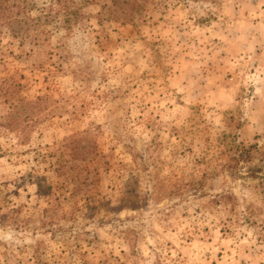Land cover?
<instances>
[{"label": "rangeland", "instance_id": "rangeland-1", "mask_svg": "<svg viewBox=\"0 0 264 264\" xmlns=\"http://www.w3.org/2000/svg\"><path fill=\"white\" fill-rule=\"evenodd\" d=\"M0 264H264V0H0Z\"/></svg>", "mask_w": 264, "mask_h": 264}, {"label": "trees", "instance_id": "trees-1", "mask_svg": "<svg viewBox=\"0 0 264 264\" xmlns=\"http://www.w3.org/2000/svg\"><path fill=\"white\" fill-rule=\"evenodd\" d=\"M73 13H75V11H73ZM67 21V19H65V22ZM247 152H249V149L248 148H244V151H242L241 153H240V155L242 154V153H246L247 154Z\"/></svg>", "mask_w": 264, "mask_h": 264}]
</instances>
